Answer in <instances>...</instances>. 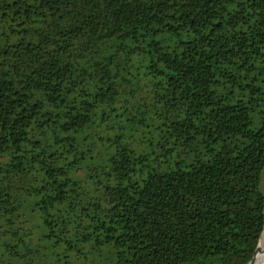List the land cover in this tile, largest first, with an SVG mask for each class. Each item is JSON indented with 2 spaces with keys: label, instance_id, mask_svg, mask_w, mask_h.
I'll list each match as a JSON object with an SVG mask.
<instances>
[{
  "label": "trees",
  "instance_id": "obj_1",
  "mask_svg": "<svg viewBox=\"0 0 264 264\" xmlns=\"http://www.w3.org/2000/svg\"><path fill=\"white\" fill-rule=\"evenodd\" d=\"M263 174L264 0H0V264H246Z\"/></svg>",
  "mask_w": 264,
  "mask_h": 264
},
{
  "label": "bare ground",
  "instance_id": "obj_2",
  "mask_svg": "<svg viewBox=\"0 0 264 264\" xmlns=\"http://www.w3.org/2000/svg\"><path fill=\"white\" fill-rule=\"evenodd\" d=\"M246 264H264V246Z\"/></svg>",
  "mask_w": 264,
  "mask_h": 264
},
{
  "label": "rangeland",
  "instance_id": "obj_3",
  "mask_svg": "<svg viewBox=\"0 0 264 264\" xmlns=\"http://www.w3.org/2000/svg\"><path fill=\"white\" fill-rule=\"evenodd\" d=\"M262 184H263V187H264V174H263V182H262Z\"/></svg>",
  "mask_w": 264,
  "mask_h": 264
},
{
  "label": "water",
  "instance_id": "obj_4",
  "mask_svg": "<svg viewBox=\"0 0 264 264\" xmlns=\"http://www.w3.org/2000/svg\"><path fill=\"white\" fill-rule=\"evenodd\" d=\"M263 230H264V229H263ZM262 232H263V231H262ZM261 235H262V233H261ZM261 235H260V237H259L258 243H259V241H260Z\"/></svg>",
  "mask_w": 264,
  "mask_h": 264
}]
</instances>
